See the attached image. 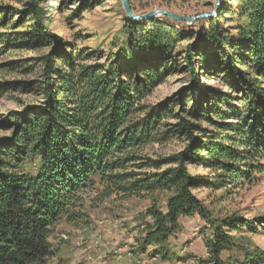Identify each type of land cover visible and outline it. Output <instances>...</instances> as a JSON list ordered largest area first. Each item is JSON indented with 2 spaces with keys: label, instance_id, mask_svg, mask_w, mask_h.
Here are the masks:
<instances>
[{
  "label": "rangeland",
  "instance_id": "rangeland-1",
  "mask_svg": "<svg viewBox=\"0 0 264 264\" xmlns=\"http://www.w3.org/2000/svg\"><path fill=\"white\" fill-rule=\"evenodd\" d=\"M216 1L127 0L139 16L153 10L188 18L212 15L219 34L237 40L247 26L238 3L221 0L216 9ZM206 19L156 16L127 31L132 20L120 0H0V140L14 135L13 119L44 107L46 56L56 70L75 73L78 94L86 90L79 72L89 67L109 74L112 66L131 83L149 71L159 74L117 130L129 145L106 161L118 167L106 176L93 175L70 206L74 217L62 215L53 226L47 264H264V230L256 222L264 219V156H254V142L244 135L246 100L231 88L216 58L223 45L211 40ZM151 21L173 33L156 60L144 57L140 47L141 32L152 28ZM37 25L52 38L31 34ZM143 120L150 133L142 137L138 130L133 139L140 140L134 142L133 126ZM182 122L195 127L200 160L180 157L190 145ZM202 143L230 149L239 158L209 155ZM219 163L236 165L247 178L231 177ZM22 168L32 172L34 163ZM122 174L129 175L127 185L137 182L132 194L108 180L107 175ZM164 179L175 182L153 186Z\"/></svg>",
  "mask_w": 264,
  "mask_h": 264
},
{
  "label": "trees",
  "instance_id": "trees-1",
  "mask_svg": "<svg viewBox=\"0 0 264 264\" xmlns=\"http://www.w3.org/2000/svg\"><path fill=\"white\" fill-rule=\"evenodd\" d=\"M236 2L247 23L237 40L230 42L229 37L219 34L217 17L206 19L208 32L217 47L223 45L221 55L216 58L231 88L243 93L246 100L242 117L247 130L244 135L254 142L250 144L254 156H264V0ZM149 24L152 28L141 32V51L144 57L160 59L164 56L161 46L171 42L173 33L167 35L166 28H161L156 21ZM125 27L127 31H134L139 23L129 20ZM31 34L52 38L39 25ZM227 46L229 49H225ZM43 61L47 80L42 91L44 107L21 120L14 117V135L0 140V264H47L52 256L48 236L53 226L62 215L74 217L70 206L76 201L78 191L93 183V175L106 176L118 167L117 163L106 161L109 155L122 153L129 145L126 136L117 130L124 124L135 100L159 78L158 72L149 71L142 77L137 76L138 83H131L121 79L112 66L109 74L89 67L79 72L86 90L78 94L79 80L75 73L56 70L50 56ZM65 61L71 68L73 59L67 56ZM52 77L55 85L50 80ZM100 108L104 111L97 120ZM179 126L190 141L180 157L196 161L200 150L194 149L199 144L192 135L195 127L184 122ZM138 130L142 137L150 133L147 120L133 126L131 140ZM213 147L201 144V149L205 148L209 155L219 152V155L239 158L230 149ZM30 162L34 163V170L24 171L23 165ZM219 166L231 177L247 178L245 171H238L236 165L219 163ZM107 176L116 190L131 194L136 191L137 182L126 183L129 175ZM166 182L174 184L175 179L156 181L153 186ZM256 222L264 230V219Z\"/></svg>",
  "mask_w": 264,
  "mask_h": 264
},
{
  "label": "water",
  "instance_id": "water-1",
  "mask_svg": "<svg viewBox=\"0 0 264 264\" xmlns=\"http://www.w3.org/2000/svg\"><path fill=\"white\" fill-rule=\"evenodd\" d=\"M122 3V7L124 9L125 14L134 22H140L142 20H152L154 19L156 16H164L167 17L171 20H176V21H183V22H194L200 19H204V18H210L212 15H206V14H202L196 17H182V16H178L176 14L171 13L170 11H166V10H153L147 14L144 15H136L128 6V2L127 0H120ZM220 2L221 0H217L216 1V9L219 8L220 6Z\"/></svg>",
  "mask_w": 264,
  "mask_h": 264
}]
</instances>
